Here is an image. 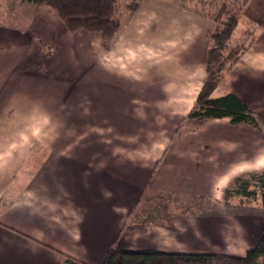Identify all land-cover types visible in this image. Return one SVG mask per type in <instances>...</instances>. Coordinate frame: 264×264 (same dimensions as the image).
Instances as JSON below:
<instances>
[{
  "label": "crops",
  "instance_id": "1",
  "mask_svg": "<svg viewBox=\"0 0 264 264\" xmlns=\"http://www.w3.org/2000/svg\"><path fill=\"white\" fill-rule=\"evenodd\" d=\"M208 29L209 20L204 15L185 7L167 0H139L110 45L119 63L128 61L126 66H133L135 77L123 69L108 72L94 66V79L88 75L81 82L78 72L71 75L76 83H67L70 79L62 77L54 87L18 82L20 71H14L11 64L6 68L11 55L0 50V110H17L9 118L0 117V156L4 149L5 157H11L9 163L14 165L16 157L25 156L31 149V110L44 109L38 103L47 91L57 93L61 104L49 112L51 131L41 133L43 141L73 139L77 134L72 130L65 135L64 125L77 127L81 114L88 115V122L104 119L119 125L122 139L127 124L157 121L150 119L144 97L145 104L159 107L168 120L165 123H175L177 109L190 111L206 77ZM250 32L255 41L225 71L211 96L235 95L258 115L264 129V0L247 2L228 43L234 46ZM95 72L105 73L101 76ZM24 78L32 83L49 80L43 71L33 70L24 71ZM132 93L136 94L135 101L129 102ZM130 108H134L133 113ZM227 118L200 119L214 121L213 134L204 136L205 140L195 134L196 140L216 141L214 161L199 152L197 157H180L172 145L184 134L165 140L161 153L156 152V144L154 151L150 150L151 144L144 139L134 150L136 160L131 166L126 164L123 149L115 151L112 163L111 149L90 142L96 133L87 135L86 151L71 150L72 158H53L49 150L40 167L34 168L14 193H8L7 186L1 190L0 184V264H63L66 257L100 264L111 247L244 256L258 242L263 221L257 225L251 204L242 207L233 203L236 210L230 219L236 224L221 225L224 218L218 211L229 203L224 202L222 190L220 197L209 195L221 177L252 169L236 168L243 161V165L264 168V133L252 124L231 123L228 118L232 126L226 128H231L227 139L221 122ZM5 129L13 133L11 138L6 137ZM221 140L237 144L227 145L224 154ZM202 147L197 149L203 151ZM144 151L154 157L152 164L144 165ZM224 158L230 160L227 166ZM221 168L224 171L219 173ZM19 169L13 168L0 181L16 180ZM212 177L215 181L207 191Z\"/></svg>",
  "mask_w": 264,
  "mask_h": 264
},
{
  "label": "rangeland",
  "instance_id": "2",
  "mask_svg": "<svg viewBox=\"0 0 264 264\" xmlns=\"http://www.w3.org/2000/svg\"><path fill=\"white\" fill-rule=\"evenodd\" d=\"M139 3V0H117L118 3V11L116 16L122 23H125L129 18V11L126 6L131 2ZM174 4L175 6H182L185 9L192 10L201 16H205L209 20V28L212 25H217L222 22L225 18L226 12H235L238 15V18L243 12V7L247 4L242 5L240 2V11L237 9V5H233L232 0H167ZM249 1V0H248ZM247 1V2H248ZM239 8V7H238ZM241 23V22H240ZM246 37L243 40H238L237 43L233 46L227 43V50L233 49L235 47H244V50L247 48L248 44L255 41V36L250 32V36ZM100 37L96 33H89L86 31H78V32H69L65 29L61 21L58 19L55 11L44 4H33L30 2H26L24 0H0V50L6 52L11 55V61L7 62L6 68H10L11 64L12 69L20 71L19 76L17 77L18 82L26 83V84H37L41 86H52L55 84H59L58 81L62 80V77H68L70 79L67 83H76L75 77L72 78L71 75L73 73H78L81 77V82L87 80L88 75L92 76L94 79V70L98 68L108 69L110 70H118L123 69L128 71L130 76L135 77L133 74V66H126L127 62L119 63L117 59L113 57L111 54L110 46L108 48L102 47L100 45ZM210 45V41L208 47ZM110 48V49H109ZM243 50V51H244ZM110 52V53H109ZM243 53V52H242ZM241 53V54H242ZM38 55L39 59L35 58ZM130 56V52H128ZM18 56V57H17ZM24 56V57H23ZM112 60L114 62H112ZM138 63V62H137ZM235 63V62H234ZM228 67V71L233 64ZM96 66V67H94ZM43 71L45 75L49 78V80H38L36 83H32L27 81L24 78V71ZM105 73V72H104ZM103 72H99L95 74H100L104 76ZM40 74V73H39ZM141 79V78H138ZM23 81V82H22ZM136 80H132L134 82ZM138 81V80H137ZM130 82V83H131ZM201 88V87H200ZM198 89V92L200 90ZM49 92V93H48ZM198 94V93H197ZM128 100L135 101L136 94H129ZM44 99H42L38 104L44 107L43 110H31V119H32V138L33 145L30 150L25 152V156H20L15 158V164L11 165L9 160L11 157H5L4 149L1 150L0 156V177L8 174L13 168H20L19 174L16 180H1V190L3 187L7 186L9 193H14L17 190L20 183L28 177L34 168H39L40 165L46 159V156L51 150L52 157L56 156H64V158H72L71 150L74 148L83 150L87 149L88 145V137L87 135L96 133L94 136L96 139L92 142V144L97 145L98 147H103L104 145L106 149L112 150V163L116 160V152L119 149H123V154L127 158L126 164L128 166L132 165L133 159L136 160L134 150L143 143V140L147 138V141H144V144L147 142L151 144L150 150L154 151V146L156 152H160L163 150V142L165 140L171 139L175 134H184L182 140L173 143L172 147L177 151V154L185 159L191 158L192 156H198L199 153H204L206 157L210 159H215L216 150H215V140H207L201 141L196 140L195 134H200L207 138H210V134H213V130L211 128L214 121H200V119L196 120L193 118H189L187 113L179 112L177 109L176 114V122L175 123H165L167 118L163 112L159 111V107L156 105H150L147 103L146 98L144 97V105L148 106L146 108L149 110L151 118L154 119L155 123H140V124H127L126 125V135L122 139H120V126L114 123L105 121L104 119H99L98 121L92 123L88 122V115L81 114V117L78 119L80 122L79 125L72 126L69 124L68 126L64 125V133L71 134L72 130L75 134H77L73 139H65L61 142L55 141H43L40 139L41 133L44 131H51L49 129V122L52 119L53 110H55L57 105H60L57 100L58 94L55 92L47 91L46 94L42 95ZM176 105L181 104L180 97L176 96ZM179 97V99H178ZM184 99H182L183 101ZM78 103V101H77ZM28 104V103H27ZM89 104V103H88ZM33 108L36 106L32 104ZM87 108V104L85 106ZM152 107V108H151ZM158 107V108H157ZM86 110V109H85ZM134 108H130V111L133 113ZM17 110L13 108H3L0 110L1 118H9L15 115ZM51 112V113H49ZM159 112V113H158ZM156 113V114H154ZM256 114V113H255ZM257 115V114H256ZM258 117V115H257ZM229 118V117H228ZM224 119L221 121L224 125L225 129L224 135L227 139H230L228 134L231 132V128L228 130L227 127H230V123ZM259 118V117H258ZM207 119V118H205ZM168 121V120H167ZM220 122V123H221ZM262 127V124H261ZM19 128V127H18ZM2 129V128H1ZM124 132V130L122 129ZM242 133V130H240ZM259 132L264 133V129ZM4 133L6 137L11 138L13 133L10 130L5 129ZM207 134V135H206ZM78 140H74V139ZM106 138L107 140H104ZM125 138V139H124ZM224 144V154L225 147L227 145L235 146L237 142H233L231 140H221ZM15 143V142H14ZM18 142H16L17 144ZM122 143V147L119 148ZM192 144V146H191ZM196 145V146H195ZM203 145V151L197 149L198 146ZM206 145L207 147H205ZM258 146V144H256ZM78 146V148H77ZM145 146H148L145 144ZM18 148V147H17ZM165 148V145H164ZM257 149L260 147H256ZM8 151V150H7ZM116 151V152H115ZM148 151H144L145 158L147 162L144 161V165L152 164L154 161V157L151 155L150 157L146 155ZM70 153V154H69ZM151 153V151H150ZM4 155V156H3ZM70 155V156H69ZM203 156V155H202ZM152 158V159H151ZM156 158V157H155ZM141 159V158H140ZM150 161V162H149ZM225 166H227L230 162L228 158H224L223 161ZM220 162V165L223 167V163ZM239 164L236 168H252L246 169L243 171H239V175L260 171L263 168H254L253 165H243ZM257 167V166H256ZM150 168V167H144ZM224 171V168H221L219 173ZM218 175V172L216 173ZM238 174L231 175V177H235ZM228 177H221L219 184L212 188L211 195L213 197H220L221 190L227 185ZM227 179V180H226ZM215 178L209 179V185L207 191H210V187L212 186ZM9 186V184H11ZM239 199H233L229 205H223V209L218 212L223 215V221L220 222L221 225L230 226L235 225L232 219H230L233 210H236L235 207L231 205H247L251 204L255 210V220H257V225H259L263 221L264 223V206L260 203L259 198H255L251 200L249 203L240 204ZM234 203V204H233ZM243 207V206H242ZM233 208V209H232ZM244 212H241L243 214ZM242 218V217H241ZM245 222H240V225H244ZM257 229V226H256ZM255 229V230H256Z\"/></svg>",
  "mask_w": 264,
  "mask_h": 264
},
{
  "label": "trees",
  "instance_id": "3",
  "mask_svg": "<svg viewBox=\"0 0 264 264\" xmlns=\"http://www.w3.org/2000/svg\"><path fill=\"white\" fill-rule=\"evenodd\" d=\"M33 4L51 7L65 29L69 32L86 31L100 37L101 46L108 48L120 32L124 23L116 16L117 0H24ZM240 7L248 0H232ZM241 2V6L239 5ZM239 7V8H238ZM126 8L131 14L137 2ZM238 15L226 12L225 18L208 29L210 45L206 51V77L196 95L187 116L193 119L229 117L231 123H249L262 130L257 115L238 97L229 93L212 97L211 93L219 84L225 70L234 63L244 50L235 47L227 50V43L237 24ZM259 198L264 206V168L232 177L222 189V198L230 203L238 198L239 203H249ZM63 264H84L66 257ZM100 264H264V224L258 242L245 252L244 256L216 253H168L154 250H131L111 247Z\"/></svg>",
  "mask_w": 264,
  "mask_h": 264
}]
</instances>
